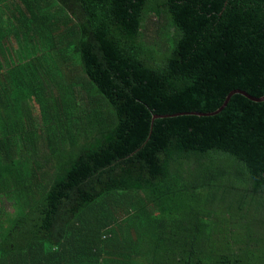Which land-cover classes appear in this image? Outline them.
<instances>
[{
    "label": "trees",
    "instance_id": "trees-1",
    "mask_svg": "<svg viewBox=\"0 0 264 264\" xmlns=\"http://www.w3.org/2000/svg\"><path fill=\"white\" fill-rule=\"evenodd\" d=\"M234 90L264 95V0H0V264H264Z\"/></svg>",
    "mask_w": 264,
    "mask_h": 264
},
{
    "label": "water",
    "instance_id": "water-1",
    "mask_svg": "<svg viewBox=\"0 0 264 264\" xmlns=\"http://www.w3.org/2000/svg\"><path fill=\"white\" fill-rule=\"evenodd\" d=\"M236 92H238V93H241V94H243V95H246V96H249V97H251V99H253V100H261V99H264V95L263 96H261V97H253V96H250L249 94H247L246 92H244V91H242V90H234V91H232V92H230V94L229 95H231V94H233V93H236Z\"/></svg>",
    "mask_w": 264,
    "mask_h": 264
},
{
    "label": "rangeland",
    "instance_id": "rangeland-1",
    "mask_svg": "<svg viewBox=\"0 0 264 264\" xmlns=\"http://www.w3.org/2000/svg\"><path fill=\"white\" fill-rule=\"evenodd\" d=\"M147 33H149L148 31H147ZM263 96V95H262ZM258 98V97H257Z\"/></svg>",
    "mask_w": 264,
    "mask_h": 264
}]
</instances>
